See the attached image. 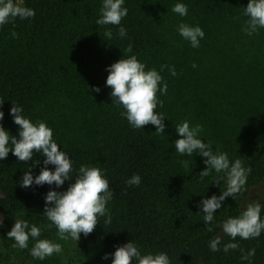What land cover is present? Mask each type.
Listing matches in <instances>:
<instances>
[{
    "label": "trees",
    "instance_id": "obj_1",
    "mask_svg": "<svg viewBox=\"0 0 264 264\" xmlns=\"http://www.w3.org/2000/svg\"><path fill=\"white\" fill-rule=\"evenodd\" d=\"M23 2L35 10V17L17 18L14 25L0 27V102H4L0 111L5 113L0 123L16 135L18 126L8 113L11 102L19 104L33 122L44 121L53 129L74 168L81 164L101 168L113 191L108 205L112 223L105 226L101 218L91 234H81L77 247L70 239L59 240L55 227L44 229L41 238L64 247L63 255L44 261L29 254L31 239L29 249L14 247L6 236L13 220L24 217L41 227L48 223L40 215L50 188L20 187L26 165L10 152L0 161V217H4L0 264H111L101 257L130 240L142 252H166L171 264H249L241 260V250L247 253L253 248L251 264H264V233L235 241L225 235L221 250H210L212 234L205 229L203 213L196 215V205L200 196H218L220 185L209 184L213 177H197L205 167L199 156L193 157L191 171L184 168L180 161L192 158L180 156L172 145L179 138L175 126L188 120L190 126H203L201 139L211 141L213 150L227 152L251 168L246 191L234 200L226 198L214 213L217 233L221 221L237 216L248 203L264 204V196L251 198L264 184V28L252 36L242 31L247 20L242 7L248 0H179L188 6L185 17L171 11L178 0H125L128 14L121 24L128 30L126 39L115 37L116 26L95 24L102 0ZM181 22L204 30L199 48L178 35ZM105 27L113 29L112 40H105ZM129 43L132 53L125 52ZM133 54L147 69L155 68L168 85L166 95L157 93L163 101L157 110L167 119L165 135L154 133L150 124L131 128L120 115L122 109L111 105L105 68L122 55ZM173 67L174 76L169 71ZM34 159L42 161L38 155ZM134 174L141 176L140 185L127 186L125 180ZM68 183L56 190H66ZM229 242H237L239 248L225 253L223 246Z\"/></svg>",
    "mask_w": 264,
    "mask_h": 264
},
{
    "label": "clouds",
    "instance_id": "obj_2",
    "mask_svg": "<svg viewBox=\"0 0 264 264\" xmlns=\"http://www.w3.org/2000/svg\"><path fill=\"white\" fill-rule=\"evenodd\" d=\"M243 8V15L247 17L242 31L252 36L264 28V0H248L247 6ZM171 11L180 17L188 15V6L185 3H175ZM128 8L125 0H102L99 18L95 24L101 27L112 25L115 28V37L128 38V30L121 24L127 16ZM34 9L24 5L23 0H0V27L12 23L15 20L34 18ZM178 35L189 42L192 48H199L200 41L204 39L205 32L199 26H192L181 22L177 29ZM105 40H112L114 32L112 28H104ZM12 38L17 37L15 31L11 32ZM126 53L133 52V45L129 43L125 48ZM162 66L161 71L163 68ZM193 68L196 64L192 65ZM107 77L105 86L110 88L112 104L122 109L120 115L126 119L133 129H142V126L152 125L156 134L165 135V115L158 111L163 107L160 96L167 94L168 85L160 73L155 69H147L145 63L138 60L137 55H127L106 66ZM171 75H176L175 69L169 68ZM92 91L99 93V87H93ZM4 102H0L2 107ZM156 110V111H154ZM8 115L12 122L18 126L17 134L11 135L0 123V161L5 160L11 152L20 162H25L26 169L23 170L18 185L29 188L33 185L42 187L48 185L50 190L44 195V208L40 216L48 221L43 227L29 220L17 218L6 233L9 240L15 242L14 247L29 249V240L34 241L29 249V254L35 260L44 261L46 258L63 255L64 247L61 243L41 238L44 229L55 227L59 240H71L77 247L81 234L87 237L91 234L101 218L105 226L112 223L111 209L108 207L113 198V191L109 187V180L101 168L89 164H81L74 168V161L69 153L61 148L54 139L53 129L44 121L33 122L24 114V109L19 104L11 102ZM5 113L0 111V122L4 120ZM176 135L179 137L173 141L174 151L182 157H191L181 160L180 163L186 169L192 170L193 157L202 158L204 169L197 177L204 180L213 177L209 184L220 185V194L200 199L196 207V215L203 216V223L212 237L208 246L212 252L220 251L223 237L227 235L232 241L237 237L247 240L256 239L264 233V218L261 216L264 204L253 201L247 204L235 217H228L219 224V233L215 224L214 213L221 209L226 198L234 197L246 191V183L251 173V168L246 167L239 158L231 159L229 154L220 150H213L212 142L201 139L203 126L196 124L190 126L188 120L181 121L175 126ZM40 156L41 160L34 159ZM32 161L31 166L27 162ZM42 164V166H41ZM51 165L53 168H49ZM40 166L39 172L33 175L34 169ZM64 191H57L64 186ZM141 176L134 174L127 180V186H139ZM208 184V185H209ZM207 185V186H208ZM54 186V187H53ZM223 189V190H221ZM4 217H0V228L4 226ZM239 248L237 242H229L223 246V251ZM112 253H105L101 260H111V264H171L170 257L166 252H142L138 243L130 240L123 245H114ZM241 255L242 261L251 264V257L255 255V249H250Z\"/></svg>",
    "mask_w": 264,
    "mask_h": 264
},
{
    "label": "rangeland",
    "instance_id": "obj_3",
    "mask_svg": "<svg viewBox=\"0 0 264 264\" xmlns=\"http://www.w3.org/2000/svg\"><path fill=\"white\" fill-rule=\"evenodd\" d=\"M264 196V184L262 186L257 187L254 192L251 193V198L256 199V198H261ZM257 200V199H256Z\"/></svg>",
    "mask_w": 264,
    "mask_h": 264
}]
</instances>
